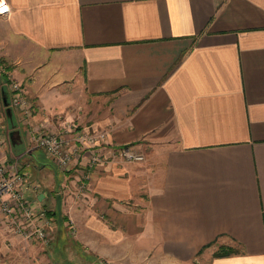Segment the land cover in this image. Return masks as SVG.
<instances>
[{
	"label": "crops",
	"instance_id": "1",
	"mask_svg": "<svg viewBox=\"0 0 264 264\" xmlns=\"http://www.w3.org/2000/svg\"><path fill=\"white\" fill-rule=\"evenodd\" d=\"M7 2L3 42L13 57L38 53L14 75L33 104L28 131L73 125L145 154L120 166L104 156L93 205L155 208L158 257L264 264V0ZM19 170L43 186L34 180L27 199L48 209L44 180ZM118 220L131 226L128 213ZM23 243L0 225V264H35L16 252Z\"/></svg>",
	"mask_w": 264,
	"mask_h": 264
},
{
	"label": "rangeland",
	"instance_id": "2",
	"mask_svg": "<svg viewBox=\"0 0 264 264\" xmlns=\"http://www.w3.org/2000/svg\"><path fill=\"white\" fill-rule=\"evenodd\" d=\"M22 47L13 57L12 47L3 42L0 36V109L4 120L0 132L9 152L6 157L10 156L15 160L17 169H30L37 178L41 177L45 183L43 185H47L52 193L51 205L47 204L48 209L42 208L53 213L54 226L51 228L53 240L48 245L39 240L28 241L20 244L16 252L33 257L35 264H210V257L205 256L206 253L203 254L202 251L191 260L182 262L179 259L158 257L157 224L153 221L156 218L155 208L151 205H116L117 209H112L111 212L117 215L109 214L106 208L111 205H93L95 195L91 179L95 165L88 167L84 165L87 160L82 159L83 164L68 172L63 171L44 151L34 146L32 131L26 128L29 127L27 118L32 114L23 115L9 100L13 92L10 85L12 80L18 82L21 93H25L22 79L14 77L17 73L15 69L31 68L29 57L37 53L32 48L27 49L26 45ZM74 132L71 129V133ZM124 146L137 150L130 145L112 146V154L108 153L106 157L112 156L116 166L134 162L125 161L118 155L116 149ZM29 175L31 174L28 177ZM35 181L43 187L39 181ZM151 211L154 212L153 217ZM123 212L128 213V221L131 223L127 228L118 220ZM143 227L146 232H143ZM110 233H115L119 241L110 242ZM125 235L128 240H122Z\"/></svg>",
	"mask_w": 264,
	"mask_h": 264
},
{
	"label": "built area",
	"instance_id": "3",
	"mask_svg": "<svg viewBox=\"0 0 264 264\" xmlns=\"http://www.w3.org/2000/svg\"><path fill=\"white\" fill-rule=\"evenodd\" d=\"M0 14H4L9 4L7 0H0ZM10 104L18 108L25 116H30L33 104L21 93L20 84L11 81ZM71 131L54 132L38 131L32 136L35 147L41 149L63 171H70L78 167L82 155L89 151L90 157L84 165L91 167L103 162L106 153H111V147L106 148L103 133L85 131L82 129ZM3 145L0 132V225L11 236H17L25 241L39 240L49 244L53 239L51 228L54 221L47 211L41 207H35L26 197V191L30 188H38L33 180L17 169L16 162H9L2 158L1 148ZM118 155L125 161L141 162L145 159L142 152L131 147H122L117 150ZM107 157H105L106 159ZM7 161V162H6Z\"/></svg>",
	"mask_w": 264,
	"mask_h": 264
},
{
	"label": "trees",
	"instance_id": "4",
	"mask_svg": "<svg viewBox=\"0 0 264 264\" xmlns=\"http://www.w3.org/2000/svg\"><path fill=\"white\" fill-rule=\"evenodd\" d=\"M9 99H10V96H9ZM49 216L52 217V212H47ZM233 250L230 248V247H221V249L215 253L216 256H224V255H227L229 254L230 252H232Z\"/></svg>",
	"mask_w": 264,
	"mask_h": 264
},
{
	"label": "water",
	"instance_id": "5",
	"mask_svg": "<svg viewBox=\"0 0 264 264\" xmlns=\"http://www.w3.org/2000/svg\"><path fill=\"white\" fill-rule=\"evenodd\" d=\"M3 101H4V104H6L5 98L3 99ZM7 111H9V109H7Z\"/></svg>",
	"mask_w": 264,
	"mask_h": 264
},
{
	"label": "snow or ice",
	"instance_id": "6",
	"mask_svg": "<svg viewBox=\"0 0 264 264\" xmlns=\"http://www.w3.org/2000/svg\"><path fill=\"white\" fill-rule=\"evenodd\" d=\"M0 10H3L2 7H0Z\"/></svg>",
	"mask_w": 264,
	"mask_h": 264
}]
</instances>
